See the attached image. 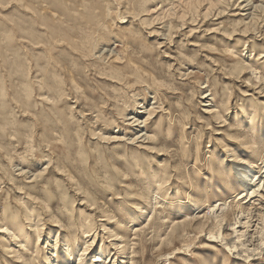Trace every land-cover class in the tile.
Instances as JSON below:
<instances>
[{
    "label": "rangeland",
    "instance_id": "obj_1",
    "mask_svg": "<svg viewBox=\"0 0 264 264\" xmlns=\"http://www.w3.org/2000/svg\"><path fill=\"white\" fill-rule=\"evenodd\" d=\"M189 1L0 0V164L9 171L8 189L14 183L38 198L64 226L70 222L78 232L81 216H96L95 224L117 233L125 225L133 264H264V256L235 260L205 234L193 233L188 250H177L185 214L204 213L216 195L230 202L242 192L229 179L233 170L223 169L221 176L223 150L238 144L244 151L237 138L264 123L263 86L247 85L246 71L233 72L243 60L264 79V10L254 20L264 0H221L212 8V0ZM93 14L103 18L89 22ZM146 72L164 84L150 82ZM211 93L221 117L233 104L225 121L206 112L203 96ZM245 99L257 103L252 125L249 114L238 111ZM149 110L154 116L148 130L156 137L134 142L138 133L126 120L134 111L147 118ZM256 137L264 143V136ZM159 185L160 205L152 211L145 204ZM16 195L1 200L7 207L0 208V218L9 215L10 226L23 219L10 214L7 201ZM136 203L148 212L135 210ZM196 203L201 209L193 212ZM114 213V224L101 217ZM43 217L40 208L35 218ZM154 220V229L136 231L137 224ZM14 228L22 231L24 224ZM103 230L97 241L109 246ZM172 232L177 249L161 241ZM49 233L53 243L56 233ZM59 234V241L74 238ZM8 243L0 237V245ZM36 243L33 236L29 245ZM74 249L81 254L84 243ZM1 255L0 264L17 260L4 250Z\"/></svg>",
    "mask_w": 264,
    "mask_h": 264
},
{
    "label": "bare ground",
    "instance_id": "obj_2",
    "mask_svg": "<svg viewBox=\"0 0 264 264\" xmlns=\"http://www.w3.org/2000/svg\"><path fill=\"white\" fill-rule=\"evenodd\" d=\"M221 3V0H212V5H210V7L212 8ZM248 6L249 4L243 6L242 10L248 11ZM87 9L90 10L89 7H85L84 11ZM263 10L264 8L262 7L256 11L254 14V20L259 17L258 13L262 12ZM85 13L86 12L83 13V16ZM94 14L92 18L88 19L89 22L97 21L103 18V15L101 16L99 14L94 16ZM247 29L248 27L246 30ZM262 57H264V55ZM241 61L242 63L240 64L243 66L239 69L234 68L235 70L232 68L234 70L233 72L235 74L238 73V76L246 71V74L249 75V81L247 85L253 86L254 83L255 85L259 86L262 85L263 87L261 90L264 93V79L259 76V72L257 73L253 66L244 64L243 60ZM144 75H148L150 77V82H153L155 85L161 86L164 84L157 82L154 79L153 74L150 72H146L143 74V76ZM136 77L139 79V74L136 73ZM248 94L249 93H246L245 95L250 96ZM232 95L233 94H231V96ZM203 97L204 102L207 103L205 105L208 107L206 112L213 114L215 117L221 118L222 121H225L226 117L231 114L230 107L233 104L227 105L225 108V112H227V114L224 116L222 115L221 117L220 106L218 105L216 96L211 93L206 94ZM256 105L253 104V102L249 105L245 99L242 101L241 106L238 107V111H240L242 115L249 114L251 119V121L249 120L250 125H252V119L259 116V112L256 110ZM247 107L249 109H247ZM141 113L143 112H132L126 121L128 122L127 126L132 131L138 133L133 141L145 144L151 141L152 138L156 137L150 133V130H148V125L154 116V111L149 110L147 112V118L144 119ZM243 122L245 121L243 120ZM263 124L264 123L261 122L259 126H253L250 131L251 133H245L244 135L237 138L244 147V151L241 150V147L238 144H236V148H231L229 146L224 147V158L220 160L221 163H219L218 166V168L222 170L221 176H224L223 169L229 168L233 170L232 175H234V178L230 176L229 179L230 181L232 179V181L235 183L237 182L236 184H239L243 188L242 192L234 195L235 199L233 198L230 200V202L224 198H219L218 195H216L217 199L214 200L213 203H210L208 199L206 201L208 204H204L207 210L202 214H199L200 212H198V210L201 209L200 204H191V208L194 209L193 212L195 211L198 213L196 215H194V213L185 214L183 217L181 225L184 227L183 232L185 237L183 240L179 237L181 239L179 241L181 244H183V246L179 248L177 247L179 242L176 241L177 236H175L173 232L170 234V236L161 240L162 244H167L169 241L168 243L171 245V248H178L177 250H179V253L182 252V250H188L189 245L186 243L193 239V233L194 237L199 235L203 236V234H205L207 240L214 242L216 241L230 257L233 255L235 260L247 263L254 259H261L264 256V143L259 141V138L256 137V132L259 133L260 137L264 136ZM238 131L242 132L244 130L241 128V130ZM113 139L116 140L118 137L116 136ZM50 166L51 165H48L47 169L50 168ZM6 171L9 173L7 169ZM6 171L4 166L0 164V208L5 209L7 207H2L3 205L1 204V200L6 198L10 199L9 197L13 193L18 194V196H14V200H8L7 202L8 204H13L10 214L19 213L23 215V219H17L13 222L14 226L18 224H24V229L26 230L24 231L23 229L20 231V229L10 226L7 222L9 215L0 218V237H2L5 242L9 241L7 246L0 245V259H4V257L1 255V251L4 250L6 253L9 252L12 254V256L17 258V260L13 262L10 261L7 264H70V260L75 257L76 258L72 264H133L135 258H133V253L130 252L132 247L130 246V242L127 241V237L122 234L125 225L120 226L121 231L120 233H117L115 230H108L105 228L104 224L100 226L95 224L94 222L96 220V216L94 219L90 216L87 217V219L81 216V223L84 225L80 227L77 232L71 228L70 222L64 226L61 223V220H58L57 217H54L52 213H50L43 205V203L38 200V198L33 197L29 193H21L20 191L16 190L14 188V183H12V189H8L7 184H9V182H7L8 179ZM40 173H43V170H41ZM192 185L193 184H190V186ZM160 191L161 186L159 185V188L156 189L154 198L150 199V201L145 204L147 207L151 206L150 208H155L160 205ZM39 206L42 210V213H44V217L42 219L35 218L37 213L40 212ZM65 207L68 208V206ZM154 208L151 210L153 211ZM135 210L140 211L142 214H146L148 212L144 209L142 210L138 203L135 205ZM101 217L108 218L110 220V224L117 222L115 219V213L112 215H101ZM154 223H156L155 220L151 222V224H137L136 231L141 230L142 232H146L147 230L154 229ZM197 223L198 227L194 230L193 226L194 224L197 225ZM55 227L57 230L54 232L52 230H54ZM99 228H104L102 233L105 232L106 235H109V246H99L97 241L99 238ZM49 231L56 233V238L55 241L53 240V243L51 241V233H49ZM62 231L69 232L68 238L70 236L71 238L74 237L73 240L59 241L58 238L61 237V234L59 233ZM24 232H26L25 236L23 234ZM138 235L141 236V233ZM33 236L37 237V243L31 246L29 243L32 241ZM7 237H10V239ZM21 237H25L24 242H19V238ZM104 238L105 237L101 235L102 241ZM12 242L13 245L19 249L18 251L11 249L13 247ZM80 243H84V250L81 254H79L74 249V247ZM24 250L32 255L33 258L26 259L24 256L25 253L22 254V251ZM61 252L62 254L64 253V258H66V260L62 259V262L57 259V257L61 255ZM89 256L92 257L91 262L88 260ZM39 257L42 258V261H39ZM8 258L13 260L11 257Z\"/></svg>",
    "mask_w": 264,
    "mask_h": 264
}]
</instances>
